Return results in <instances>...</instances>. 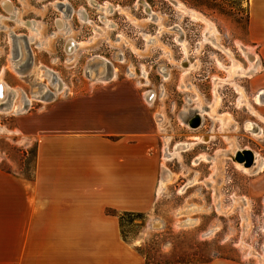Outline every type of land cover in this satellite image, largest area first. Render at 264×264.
<instances>
[{
	"label": "rangeland",
	"instance_id": "rangeland-1",
	"mask_svg": "<svg viewBox=\"0 0 264 264\" xmlns=\"http://www.w3.org/2000/svg\"><path fill=\"white\" fill-rule=\"evenodd\" d=\"M12 1L20 21H5L18 31L23 19L48 14L39 22L56 50L49 52L48 70L65 87L57 91L47 69L44 83L31 62L23 67L33 78L25 79L19 110L0 109V168L28 177L35 171L36 143L16 130L19 112L48 103L52 94L103 86L116 67L114 82L132 85L154 113L164 161L156 204L148 213L124 214L122 235L148 264H206L219 257L264 264V120L258 115L264 116V53L249 38L248 0ZM71 39L75 47L68 51ZM23 51L20 61L27 58ZM246 51L261 61L253 75L245 73ZM99 59L109 62L105 82L91 70ZM196 115L198 128L189 125ZM241 149L255 150L260 160L256 155L254 166L245 167L233 159Z\"/></svg>",
	"mask_w": 264,
	"mask_h": 264
},
{
	"label": "crops",
	"instance_id": "crops-1",
	"mask_svg": "<svg viewBox=\"0 0 264 264\" xmlns=\"http://www.w3.org/2000/svg\"><path fill=\"white\" fill-rule=\"evenodd\" d=\"M248 12L250 41L264 53V0H248ZM47 16L23 19L35 20V31H18L0 17V95L11 99L9 112L26 94L25 79L33 78V70L23 71L31 58L18 63L19 38L31 39L36 80L48 81L42 75L56 50L49 28H39ZM13 21H20L18 13ZM68 44L73 50L75 41ZM116 78L84 94H52L48 103L19 112L16 130L36 143L35 171L28 177L0 168V264H148L122 235L121 217L156 204L164 170L160 135L144 97ZM206 264L243 263L219 257Z\"/></svg>",
	"mask_w": 264,
	"mask_h": 264
},
{
	"label": "bare ground",
	"instance_id": "bare-ground-1",
	"mask_svg": "<svg viewBox=\"0 0 264 264\" xmlns=\"http://www.w3.org/2000/svg\"><path fill=\"white\" fill-rule=\"evenodd\" d=\"M63 12L67 15L66 17L68 18L70 13L67 10V5L64 6ZM25 42L26 41H25L24 38H19V40H18V47H19V50H20L19 51L20 52L19 53V58L21 57L22 52L25 53L23 50L26 49L27 50L26 51L27 52V58H25L26 59L25 61H27V60H29L31 58V54L28 51V46H27V44H25ZM16 44H17V40H16ZM246 55H247V57H248V59L250 61V66H249L248 70L245 71V73L248 74V75H253L254 73H257V71L261 68V63L258 62V58L254 54H252L250 51H246ZM19 58H18V63L25 62V61H20ZM22 58H23V56H22ZM108 66H109V62L107 60L99 59L98 61L95 62L94 67L93 68L90 67V68L93 71L94 76L97 78V80H104L103 78L106 75V73L108 72ZM116 71H117L116 67H113L112 74H111L110 78L116 75ZM50 76H51L52 84L57 87V91L60 90L61 87L63 86L62 80L60 78H58V79L53 81L54 76L49 74V77ZM93 79H95V78H93ZM33 85H35V84L33 83ZM5 87L7 88V86H5ZM0 88H1V85H0ZM0 97L4 98L3 101H5V99H7V94L4 95V96L0 95ZM255 100L260 102V103H262L261 102V98H260L259 95L255 97ZM3 101H1V102H3ZM7 103H8V101H7ZM11 105H12V103L10 104V106H8V105L0 106V109L9 110ZM201 124H202L201 116L200 115H196V118L194 119V121H192L191 125L194 128H198V127L201 126ZM255 126H256L255 123L251 122V121H249L246 124V127L248 129H252L253 128L254 131H255V129H254ZM201 138L204 141H208L210 139V136H204V137L201 136ZM244 150H247L246 153L243 152ZM233 159L235 161L240 160V162H242L245 165V167H247L246 164H250V163L253 162V164L250 166V167H252L255 164L256 153L253 150H251V149H241V150L236 152V154L234 155Z\"/></svg>",
	"mask_w": 264,
	"mask_h": 264
},
{
	"label": "flooded vegetation",
	"instance_id": "flooded-vegetation-1",
	"mask_svg": "<svg viewBox=\"0 0 264 264\" xmlns=\"http://www.w3.org/2000/svg\"><path fill=\"white\" fill-rule=\"evenodd\" d=\"M60 3H62V2H60ZM0 9L3 10V11L2 10L0 11V17H1V19L7 18V19L13 21V19L15 18V14L18 13L17 7H15V5L10 0H2V3L0 2ZM70 9H72V7ZM72 12H73V10H72ZM83 12L84 13H83L82 16H84L87 19V15H86L85 11H83ZM6 13H9L10 14V17L9 16H5ZM70 16H71V14H70ZM22 23L26 27H28L30 29H33L35 31V28H33L34 26L36 27V21L35 20H29V21L23 20ZM24 39L26 41L25 44H27L28 50L31 53V49H30V46H29L30 43H31V39H26V38H24ZM30 62L33 65L32 58H31ZM195 118H196V116L193 117L192 119H190L189 125H191L192 121H194Z\"/></svg>",
	"mask_w": 264,
	"mask_h": 264
},
{
	"label": "water",
	"instance_id": "water-1",
	"mask_svg": "<svg viewBox=\"0 0 264 264\" xmlns=\"http://www.w3.org/2000/svg\"><path fill=\"white\" fill-rule=\"evenodd\" d=\"M246 151H247V150H244L243 152L246 153ZM238 161H240V160H238ZM252 164H253V162L250 163V164H246V166H247V167H250Z\"/></svg>",
	"mask_w": 264,
	"mask_h": 264
},
{
	"label": "trees",
	"instance_id": "trees-1",
	"mask_svg": "<svg viewBox=\"0 0 264 264\" xmlns=\"http://www.w3.org/2000/svg\"><path fill=\"white\" fill-rule=\"evenodd\" d=\"M149 262V261H148ZM150 263V262H149Z\"/></svg>",
	"mask_w": 264,
	"mask_h": 264
}]
</instances>
